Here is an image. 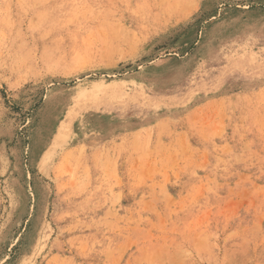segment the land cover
Here are the masks:
<instances>
[{"label": "rangeland", "instance_id": "1", "mask_svg": "<svg viewBox=\"0 0 264 264\" xmlns=\"http://www.w3.org/2000/svg\"><path fill=\"white\" fill-rule=\"evenodd\" d=\"M0 264H264V0H0Z\"/></svg>", "mask_w": 264, "mask_h": 264}]
</instances>
